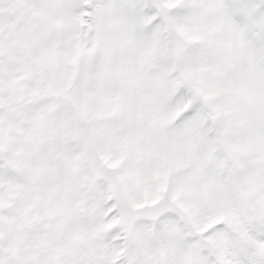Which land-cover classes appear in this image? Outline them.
<instances>
[{
    "label": "snow or ice",
    "instance_id": "1",
    "mask_svg": "<svg viewBox=\"0 0 264 264\" xmlns=\"http://www.w3.org/2000/svg\"><path fill=\"white\" fill-rule=\"evenodd\" d=\"M0 264H264V0H0Z\"/></svg>",
    "mask_w": 264,
    "mask_h": 264
}]
</instances>
